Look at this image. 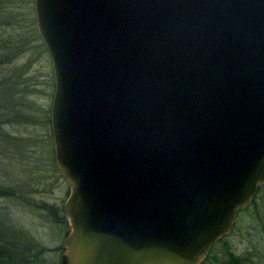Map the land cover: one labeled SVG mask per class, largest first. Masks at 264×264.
I'll return each mask as SVG.
<instances>
[{
  "label": "water",
  "instance_id": "1",
  "mask_svg": "<svg viewBox=\"0 0 264 264\" xmlns=\"http://www.w3.org/2000/svg\"><path fill=\"white\" fill-rule=\"evenodd\" d=\"M33 5L60 264H203L264 186V0Z\"/></svg>",
  "mask_w": 264,
  "mask_h": 264
},
{
  "label": "rangeland",
  "instance_id": "2",
  "mask_svg": "<svg viewBox=\"0 0 264 264\" xmlns=\"http://www.w3.org/2000/svg\"><path fill=\"white\" fill-rule=\"evenodd\" d=\"M5 2L0 17V135L8 139L0 141V186L15 195L0 197V221L8 217L13 229L17 226L46 249V264H58L66 223L57 218L69 191L53 154L51 60L36 29L33 0ZM260 188L251 205L237 214L232 233L210 249L203 264H230L232 257L242 264H264V186Z\"/></svg>",
  "mask_w": 264,
  "mask_h": 264
},
{
  "label": "trees",
  "instance_id": "3",
  "mask_svg": "<svg viewBox=\"0 0 264 264\" xmlns=\"http://www.w3.org/2000/svg\"><path fill=\"white\" fill-rule=\"evenodd\" d=\"M1 1L5 2V0H0V17L4 15L2 14L3 8L7 9L3 3L1 4ZM1 24L2 23L0 22V26ZM2 63L3 62L0 60V65H2ZM2 123L3 122L0 121V126ZM6 139H8V137L0 135V141H5ZM260 190L261 188L259 191ZM14 191L15 190L10 189L9 187L0 186V197L13 198L15 195ZM32 206L34 205L32 204ZM43 207L44 206H38L40 210H44ZM49 214L50 216L57 218L52 211H49ZM57 219L58 221L61 219V222H57L59 224L65 222L63 214ZM11 226L8 217L3 221H0V264H46V249L38 245L37 242H35L28 234L23 233V231L17 226H15L16 233H13L12 230L15 229ZM232 258L234 259H229L230 264H242L239 258Z\"/></svg>",
  "mask_w": 264,
  "mask_h": 264
},
{
  "label": "flooded vegetation",
  "instance_id": "4",
  "mask_svg": "<svg viewBox=\"0 0 264 264\" xmlns=\"http://www.w3.org/2000/svg\"><path fill=\"white\" fill-rule=\"evenodd\" d=\"M62 214H63V211H62ZM63 217H64V214H63ZM64 218H65V217H64ZM65 223H66V229H65V231H64V233H63V237H64L65 232L68 230V222H67L66 218H65ZM62 242H63V238H62ZM58 252H59V254H60L58 264H60V262H61V257H62V255H63L62 244H61V246L59 247V251H58Z\"/></svg>",
  "mask_w": 264,
  "mask_h": 264
}]
</instances>
